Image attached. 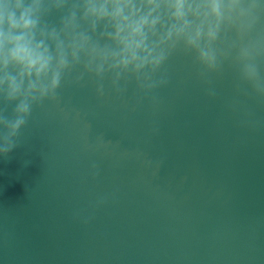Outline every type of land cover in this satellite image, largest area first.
I'll return each mask as SVG.
<instances>
[{
	"label": "water",
	"instance_id": "obj_1",
	"mask_svg": "<svg viewBox=\"0 0 264 264\" xmlns=\"http://www.w3.org/2000/svg\"><path fill=\"white\" fill-rule=\"evenodd\" d=\"M81 71L0 157V264H264V97L235 60L180 46L151 92Z\"/></svg>",
	"mask_w": 264,
	"mask_h": 264
},
{
	"label": "clouds",
	"instance_id": "obj_2",
	"mask_svg": "<svg viewBox=\"0 0 264 264\" xmlns=\"http://www.w3.org/2000/svg\"><path fill=\"white\" fill-rule=\"evenodd\" d=\"M53 11L58 25L46 20ZM180 46L208 71L234 59L264 97V0H0V102H15L12 118L0 111V157L65 73L82 66L81 79L110 75L118 90L134 77L151 92L167 84L159 70Z\"/></svg>",
	"mask_w": 264,
	"mask_h": 264
}]
</instances>
